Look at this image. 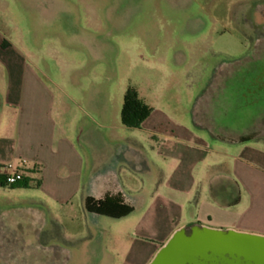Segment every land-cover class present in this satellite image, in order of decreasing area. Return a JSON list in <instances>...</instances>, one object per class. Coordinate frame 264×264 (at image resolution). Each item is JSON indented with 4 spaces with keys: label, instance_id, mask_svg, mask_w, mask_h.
<instances>
[{
    "label": "rangeland",
    "instance_id": "rangeland-1",
    "mask_svg": "<svg viewBox=\"0 0 264 264\" xmlns=\"http://www.w3.org/2000/svg\"><path fill=\"white\" fill-rule=\"evenodd\" d=\"M0 43L5 77L35 70L55 118L89 133L104 123L107 148L128 87L150 109L229 120L235 140L264 144V0H0ZM141 216L75 210L70 241H46L55 253L15 245L0 264H143L157 241L141 238Z\"/></svg>",
    "mask_w": 264,
    "mask_h": 264
},
{
    "label": "crops",
    "instance_id": "crops-1",
    "mask_svg": "<svg viewBox=\"0 0 264 264\" xmlns=\"http://www.w3.org/2000/svg\"><path fill=\"white\" fill-rule=\"evenodd\" d=\"M9 49L0 43V70L10 69ZM23 70L17 78L0 72V166L26 161L21 184L0 174L2 260L20 252L15 245L55 253L46 241H70L62 230L75 210L100 216L85 209L88 197L119 196L132 207L123 220L142 211L141 238L157 241L143 264L192 226L264 237L263 143L235 140L229 120L215 127L194 112L186 123L151 109L139 127L118 125L107 148L104 123L92 133L63 125L46 81Z\"/></svg>",
    "mask_w": 264,
    "mask_h": 264
},
{
    "label": "water",
    "instance_id": "water-1",
    "mask_svg": "<svg viewBox=\"0 0 264 264\" xmlns=\"http://www.w3.org/2000/svg\"><path fill=\"white\" fill-rule=\"evenodd\" d=\"M148 264H264V237L197 226L179 229Z\"/></svg>",
    "mask_w": 264,
    "mask_h": 264
},
{
    "label": "trees",
    "instance_id": "trees-1",
    "mask_svg": "<svg viewBox=\"0 0 264 264\" xmlns=\"http://www.w3.org/2000/svg\"><path fill=\"white\" fill-rule=\"evenodd\" d=\"M151 109L145 105L138 97L133 87H128L123 95V102L120 109L121 123L126 127H139L141 122L150 113ZM252 141L251 136H244L239 142L245 143ZM24 180L14 184L19 185ZM85 209L97 215L106 216L112 219H120L129 215L132 207L125 204L119 196H105L103 199L85 200Z\"/></svg>",
    "mask_w": 264,
    "mask_h": 264
},
{
    "label": "built area",
    "instance_id": "built-area-1",
    "mask_svg": "<svg viewBox=\"0 0 264 264\" xmlns=\"http://www.w3.org/2000/svg\"><path fill=\"white\" fill-rule=\"evenodd\" d=\"M25 160H20L17 163L8 162L0 166V174L8 185H14L23 180V168Z\"/></svg>",
    "mask_w": 264,
    "mask_h": 264
}]
</instances>
